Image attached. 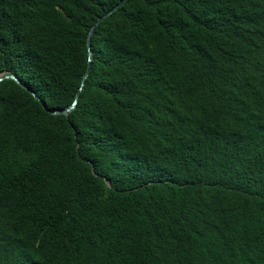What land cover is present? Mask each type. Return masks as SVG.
Returning <instances> with one entry per match:
<instances>
[{
	"label": "trees",
	"instance_id": "trees-1",
	"mask_svg": "<svg viewBox=\"0 0 264 264\" xmlns=\"http://www.w3.org/2000/svg\"><path fill=\"white\" fill-rule=\"evenodd\" d=\"M120 0H0V74L68 107ZM73 111L0 82V264H264V0H126Z\"/></svg>",
	"mask_w": 264,
	"mask_h": 264
},
{
	"label": "water",
	"instance_id": "water-1",
	"mask_svg": "<svg viewBox=\"0 0 264 264\" xmlns=\"http://www.w3.org/2000/svg\"><path fill=\"white\" fill-rule=\"evenodd\" d=\"M126 2V0H120L117 4H115L113 7H111L109 10H107L106 12H104L100 17L97 18V20L95 21V23L93 24V26L91 27V30L88 34L87 37V67L86 70L84 72V75L81 79L80 82V86L74 96V99L72 101V103L63 109H58V110H49L46 108L45 104L43 103V101L30 89L28 88L25 84H23L15 75L12 74H0V82L3 80H12L14 81L17 85H19L21 88H23L24 90H26L35 101H37L41 107L46 110L47 113L51 114V115H64V116H68V114L74 110L78 99L80 97V94L82 92V89L84 87L85 84V80L90 72V68H91V60H92V56H91V52H90V36L92 35V33L94 32L95 28L97 27V25L102 22V20H104L106 17H108L109 15H111L113 12H115L118 8H120L121 6H123V4Z\"/></svg>",
	"mask_w": 264,
	"mask_h": 264
}]
</instances>
